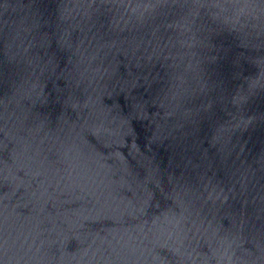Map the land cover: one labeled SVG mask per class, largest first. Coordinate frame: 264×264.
Instances as JSON below:
<instances>
[{
	"label": "water",
	"instance_id": "obj_1",
	"mask_svg": "<svg viewBox=\"0 0 264 264\" xmlns=\"http://www.w3.org/2000/svg\"><path fill=\"white\" fill-rule=\"evenodd\" d=\"M0 264H264V0H0Z\"/></svg>",
	"mask_w": 264,
	"mask_h": 264
}]
</instances>
